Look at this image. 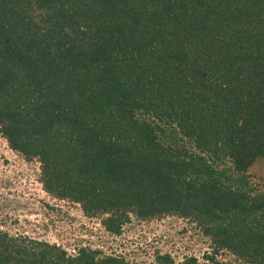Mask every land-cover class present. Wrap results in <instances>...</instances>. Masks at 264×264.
<instances>
[{"label": "trees", "instance_id": "1", "mask_svg": "<svg viewBox=\"0 0 264 264\" xmlns=\"http://www.w3.org/2000/svg\"><path fill=\"white\" fill-rule=\"evenodd\" d=\"M0 135L109 234L207 237L147 264H264V0H0ZM0 264L134 263L0 228Z\"/></svg>", "mask_w": 264, "mask_h": 264}, {"label": "rangeland", "instance_id": "2", "mask_svg": "<svg viewBox=\"0 0 264 264\" xmlns=\"http://www.w3.org/2000/svg\"><path fill=\"white\" fill-rule=\"evenodd\" d=\"M37 172L36 162L23 160L0 135V228L12 235L59 245L68 254L82 242L98 243L104 254L124 252L134 264L149 263L156 250L176 260L190 254L200 259L208 248L207 237L180 217L138 221L130 215L119 235L106 234L99 217L88 218L77 203L49 195ZM217 259L222 263L229 256L218 254Z\"/></svg>", "mask_w": 264, "mask_h": 264}, {"label": "built area", "instance_id": "3", "mask_svg": "<svg viewBox=\"0 0 264 264\" xmlns=\"http://www.w3.org/2000/svg\"><path fill=\"white\" fill-rule=\"evenodd\" d=\"M169 217H172V216H166V218L168 219ZM180 221H182L183 219L182 218H180L179 219ZM184 221V220H183ZM100 224V223H99ZM104 229V228H103ZM104 232L106 233V234H109L105 229H104ZM80 245V244H79ZM96 247H98V248H100L101 246L98 244V243H96ZM81 246H89V247H91V248H96L95 246H92L91 245V243L90 244H87L86 242H82V244H81ZM101 249V248H100ZM154 251H152V253H153ZM76 253V252H75ZM160 253H163V252H160ZM106 254H123V255H126V253H124V252H119V253H111V252H106ZM154 254V253H153ZM191 255V254H190ZM187 256H189V255H187ZM195 256V255H194ZM184 257V256H183ZM182 257V258H183ZM197 257V256H196ZM126 258L127 259H129L127 256H126ZM182 258H180V259H182ZM198 258V257H197ZM199 259V258H198ZM130 261V260H129ZM131 262V261H130Z\"/></svg>", "mask_w": 264, "mask_h": 264}]
</instances>
